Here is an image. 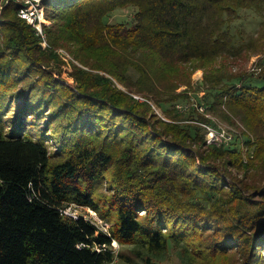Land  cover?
<instances>
[{
  "label": "trees",
  "instance_id": "16d2710c",
  "mask_svg": "<svg viewBox=\"0 0 264 264\" xmlns=\"http://www.w3.org/2000/svg\"><path fill=\"white\" fill-rule=\"evenodd\" d=\"M1 1L0 264H264V0H42L44 34Z\"/></svg>",
  "mask_w": 264,
  "mask_h": 264
},
{
  "label": "rangeland",
  "instance_id": "374dc122",
  "mask_svg": "<svg viewBox=\"0 0 264 264\" xmlns=\"http://www.w3.org/2000/svg\"><path fill=\"white\" fill-rule=\"evenodd\" d=\"M3 2L5 4L6 0H4ZM114 16L115 17L112 18L113 21L114 20H118V21L122 20V21H126V22H131V18H130L131 14L128 15L127 13L123 14V13H119L118 12ZM263 21H264V15L263 16H257L256 14L248 13L245 16V18L241 21V24H242L243 27H245L247 32H249L251 34H257L259 31H263L264 30ZM46 23L49 24V23H51V21L46 20V22H44L43 25L41 26V28L43 30V34H44V24H46ZM61 51L64 52V50H61ZM262 57H264V53L262 55L252 54L248 59L239 60L238 63L235 64L236 67H233V70L234 71H240L239 69H242V70H245V71L254 72L255 70H253V67L256 65L257 61H260V58H262ZM68 59H70V57H68ZM62 68H63V71H61V72H62L63 78H68L70 81H73V79L69 76V74H70L69 71L71 69L70 68V64L68 63V65H64ZM259 72H261V70ZM259 72H257V73H259ZM203 77H204V70L200 68L193 74L194 86H197L198 83H200L202 81ZM119 86L124 88L123 85H119ZM185 88L186 87L183 86V87H181L179 89V91H182ZM200 93L202 95L204 93V91H201ZM193 95L195 96L194 93H193ZM185 105H187V104L180 103V105H177V107L181 108L182 106H185ZM179 106H181V107H179ZM154 108L156 109V111H158L159 115H161L162 117L166 118V116H165L163 110L160 108V106L156 105V106H154ZM203 111H205V110H203ZM207 114L211 118V122L210 123L215 128H219V129H222V130H227L228 132H230V134L231 133L233 134L236 131H240L241 132L243 128H246V126L243 123V121H240L239 118L237 119L238 122H236V124H231V122H227L220 115H217L216 113L209 112ZM210 137L211 136L208 135V138H210ZM206 139H207V136H206ZM70 206H72V208H74V209H77V211L79 212V215L83 214V216H85L86 218H93L96 221V223H98L106 231H109L111 226L113 225L111 222L106 221L105 219H103L99 215V213L96 212V210H94V209H92L90 207H83V206H80V205H70ZM90 209L94 210V212L90 211ZM113 246H114V249H115L116 253L121 251V252H126L128 254L133 255L130 252V246L129 245H122L117 240H114ZM134 257L136 258V256H134ZM164 258H165V260H163L162 262H158V263H154V264H190L188 262V260H186L183 257H181V255L179 254V252L176 249L173 250V252L171 253L170 257L169 256H164ZM145 263L146 262H145L144 259H141L140 257L139 258L137 257L135 259V263L134 264H145ZM114 264H129V263H126L125 261H123L119 257H117Z\"/></svg>",
  "mask_w": 264,
  "mask_h": 264
},
{
  "label": "built area",
  "instance_id": "2783aa9c",
  "mask_svg": "<svg viewBox=\"0 0 264 264\" xmlns=\"http://www.w3.org/2000/svg\"><path fill=\"white\" fill-rule=\"evenodd\" d=\"M4 0H2V4ZM19 1H24L25 4L20 6L19 9V15L20 17H22L23 19H26L28 22L32 23L33 25L36 26V28L43 33V30L41 28V26L43 25L44 22H46V16H45V7L42 5V0H19ZM8 0H6L5 3H7ZM0 15H1V10H2V5H0ZM44 46H48L47 42H44ZM64 53L66 54V58L71 57V55L64 51ZM259 66H257V64L253 67V70L255 71H259ZM135 96L139 99H143L142 96L135 94ZM181 107V106H179ZM201 109L204 110V108L202 107ZM203 125L208 129V133H207V141L208 143L212 144V143H222L224 141H230L232 139V133L230 134V132H228L227 130H222L219 128H215L211 123H203ZM208 135L211 136L210 138H208ZM85 207V206H83ZM63 213L73 217V218H80L79 212L77 211V209L72 208V206H69L67 208L62 209ZM90 211H93L92 209H90ZM96 213V212H95ZM93 220L94 222H96L93 218H88ZM98 224V223H96ZM99 225V224H98ZM106 231V230H105ZM109 232V231H106Z\"/></svg>",
  "mask_w": 264,
  "mask_h": 264
}]
</instances>
